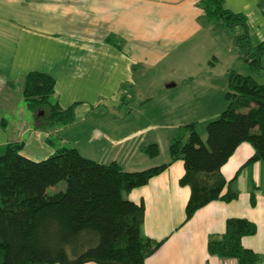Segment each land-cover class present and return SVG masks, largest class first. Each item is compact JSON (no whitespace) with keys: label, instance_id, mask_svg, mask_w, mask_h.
<instances>
[{"label":"crops","instance_id":"0c3cea01","mask_svg":"<svg viewBox=\"0 0 264 264\" xmlns=\"http://www.w3.org/2000/svg\"><path fill=\"white\" fill-rule=\"evenodd\" d=\"M203 1L0 0V93L6 87L16 88L29 72L49 74L55 80L58 108L74 105V123L55 132L64 146L70 147L66 144L70 136L64 134L78 129L79 140L71 145L87 159L102 164L117 162L126 172L166 164L170 158L167 148L159 147V135L142 140L150 131L162 128L134 126L132 121L119 127L112 112L126 118L117 111L124 104L122 90L135 84V56L177 55V46L201 30L199 21L213 19L205 13ZM223 8L245 17L253 46L264 41L262 0H223ZM23 20L29 26H21ZM22 105L0 110V155L12 139L24 141V158L42 161L54 148L47 142V133L31 120L26 104ZM98 111L104 114L98 115ZM6 115L11 117L10 123L4 119ZM94 116L104 124L90 125L88 121ZM175 135L166 136L165 142L170 143ZM149 144L158 145V156L149 158L141 151ZM252 153L249 143L239 144L219 170L225 182L232 181L237 198L211 201L189 219L185 207L190 190L179 184L184 174L181 161L123 195L144 206L141 236L162 242L145 264H236L207 251L208 241L224 232L229 218L255 224V234L243 237L241 245L264 262V163L244 166Z\"/></svg>","mask_w":264,"mask_h":264},{"label":"trees","instance_id":"16d2710c","mask_svg":"<svg viewBox=\"0 0 264 264\" xmlns=\"http://www.w3.org/2000/svg\"><path fill=\"white\" fill-rule=\"evenodd\" d=\"M202 6L223 27L239 28L234 42L241 58L250 71L264 76V41L251 44L245 17L225 10L223 0H205ZM54 86L46 73L33 71L22 78V98L31 120L47 133L54 152L31 161L21 155L24 141L11 139L0 155V264H145L162 242L141 236L144 206L125 199V193L181 161L179 184L190 190L185 207L189 219L211 201L237 198L232 181L225 182L219 170L239 144L253 148L244 166L264 163V82L252 76L229 72L226 107L206 124L205 142L195 123L185 125L186 139L177 134L168 146V163L137 172L124 171L117 162L87 159L61 143L55 132L74 123V105L59 109ZM141 151L149 158L159 155L157 144ZM62 181L64 191L48 194V188ZM255 232L252 222L229 218L224 232L208 241L207 251L236 264H261L256 253L241 245L243 237Z\"/></svg>","mask_w":264,"mask_h":264},{"label":"rangeland","instance_id":"374dc122","mask_svg":"<svg viewBox=\"0 0 264 264\" xmlns=\"http://www.w3.org/2000/svg\"><path fill=\"white\" fill-rule=\"evenodd\" d=\"M28 2V0H23ZM264 0H262V3ZM23 11L26 6L22 4ZM21 26H29L22 21ZM201 30L188 42L177 46V55L161 53L156 55L135 56L138 66L135 69V84L132 88L122 90L124 102L117 112L125 119L114 123L123 127L126 123L134 126L140 124L144 128L159 126L142 137L146 141L159 135V147L167 150L170 143L165 137L171 134H181L186 139L188 131L185 125L195 123V130L205 142L206 124L219 117L226 107L225 93L227 91L228 74L234 71L243 76H252L258 83L264 82L262 74L252 72L243 61L242 53L235 46L234 38L239 34L237 27L227 29L215 19L203 18L199 21ZM37 27H41L38 24ZM13 32L14 30L11 29ZM10 39V38H9ZM10 42V40H7ZM181 44V43H180ZM17 87L1 89L0 110L4 107L17 108L22 102V83ZM19 86H21L19 88ZM21 100V103L18 101ZM98 115L104 114L98 111ZM129 114H132L131 116ZM88 123L101 126L105 121L94 116ZM10 123L11 117H4ZM13 120V119H12ZM20 120V118L18 119ZM17 120V121H18ZM112 122V120H110ZM118 122H121L118 123ZM78 129L66 132L69 139L68 148L78 142ZM169 142V141H168ZM148 144V143H147ZM80 146V145H79ZM65 182H60L48 188V194L64 191Z\"/></svg>","mask_w":264,"mask_h":264},{"label":"water","instance_id":"95a60500","mask_svg":"<svg viewBox=\"0 0 264 264\" xmlns=\"http://www.w3.org/2000/svg\"><path fill=\"white\" fill-rule=\"evenodd\" d=\"M261 264H264V262H263V263H261Z\"/></svg>","mask_w":264,"mask_h":264}]
</instances>
